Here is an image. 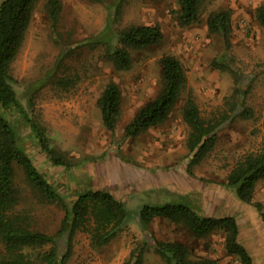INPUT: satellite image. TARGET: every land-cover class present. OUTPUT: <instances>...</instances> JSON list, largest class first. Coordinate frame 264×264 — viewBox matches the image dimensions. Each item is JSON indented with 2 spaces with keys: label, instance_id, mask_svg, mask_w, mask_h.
Returning a JSON list of instances; mask_svg holds the SVG:
<instances>
[{
  "label": "rangeland",
  "instance_id": "1",
  "mask_svg": "<svg viewBox=\"0 0 264 264\" xmlns=\"http://www.w3.org/2000/svg\"><path fill=\"white\" fill-rule=\"evenodd\" d=\"M60 2L58 34L52 32L46 16V0H39L11 65L19 101L30 117L46 128L51 145L68 154L70 166L53 165L35 143L30 129L15 111H10L8 117L20 129L23 147L40 173L68 205L83 192L101 189L110 191L134 214L145 204L170 202L188 204L207 217L233 216L239 225V240L254 264H264V223L252 206L226 187L230 169L246 154L258 151L264 139V31L254 18L264 0L211 1L204 5L200 22L189 27L178 22L177 0H124L119 11L117 0ZM219 9L231 12L229 49L220 36L209 34L206 28L207 14ZM153 24L160 26L162 41L132 50L129 70L116 69L103 56L107 43L116 44L114 34L120 29ZM84 40L92 45H80ZM166 54L176 56L186 68L188 89L163 124L139 137H126L125 127L134 114L161 89L160 59ZM60 59L52 81L40 87L41 77ZM214 61L224 62L238 73V82L233 72L212 66ZM60 77L71 78L73 86L63 89L54 85ZM109 83L117 84L122 95L121 116L114 133L103 127L96 105ZM236 88L252 116L224 122L213 151L201 164H190L188 128L181 116L188 92L193 93L205 119H219ZM15 183L21 192L19 209L31 214L35 229L54 234L64 216L62 208L38 203L21 170H17ZM254 200L262 204L264 212V181L258 183ZM150 232L160 240L184 242L198 256L218 259L220 264H238L226 254L221 233L196 240L184 228L162 219L151 224ZM145 240L152 244L136 217L101 249H94L89 235L81 232L73 240L67 264H121ZM59 246L63 253L64 240ZM143 264L164 263L150 247Z\"/></svg>",
  "mask_w": 264,
  "mask_h": 264
},
{
  "label": "trees",
  "instance_id": "2",
  "mask_svg": "<svg viewBox=\"0 0 264 264\" xmlns=\"http://www.w3.org/2000/svg\"><path fill=\"white\" fill-rule=\"evenodd\" d=\"M123 1L117 0V11ZM211 1L215 0H177L180 7L179 24L189 27L199 23L204 5ZM38 2L39 0H4L0 5V264H34L35 261L43 264H67L73 253V240L78 233H87L91 246L96 250L101 249L126 229L132 217L137 218L141 229L151 237L152 244L143 241L121 264H143L144 254L150 247L164 264H220L218 259L196 255L184 242L160 240L152 236L150 226L157 219L184 228L196 240H206L221 233L227 255L233 256L238 264H254L247 248L239 240V225L233 216L207 217L188 204L170 202L163 205L145 204L134 214L110 191L101 189L83 192L68 205L58 190L40 173L23 147L20 129L8 117L12 110L17 113L21 122L30 129L35 143L53 165L70 166L67 152L51 145L46 128L31 118L19 101L14 88L17 80L11 73V65L23 45ZM61 11L60 0H46L45 12L54 34H58ZM231 17L230 11L219 9L209 12L205 22L209 34L220 36L226 49L231 46ZM254 18L264 31V2L256 8ZM114 36L116 44L107 43L103 56L116 69L125 71L131 68L132 50L155 46L163 39L158 24L130 25L120 29ZM87 44L92 45L90 40L80 43ZM60 62L61 59L41 77L40 87L52 81ZM212 66L233 72L234 79L238 82L239 74L224 62L214 61ZM160 67L161 89L155 98L147 101L134 114L125 127L126 137H139L163 124L183 92L188 89L187 70L176 56L163 55ZM53 83L63 89L74 84L71 78L65 77L57 78ZM121 96L117 84L109 83L96 102L102 125L111 133L115 132L121 116ZM243 104V94L236 88L226 100V109L222 111L221 117L205 119L193 93L188 92L181 116L188 128L186 148L190 164H201L213 151L218 140V129L224 122L235 117L247 119L252 116V110ZM17 170L22 171L26 186L38 203L62 208L64 216L60 228L54 234L35 229L31 214L19 209L21 192L15 183ZM188 172L191 174L192 171ZM262 181L264 139L261 148L239 159L226 177V187L233 189L243 203L252 206L264 223L262 204L254 200L257 185ZM62 240L65 244L63 253L59 246Z\"/></svg>",
  "mask_w": 264,
  "mask_h": 264
}]
</instances>
